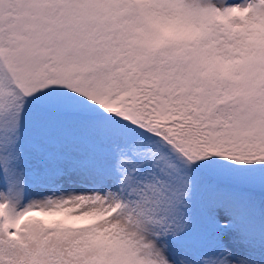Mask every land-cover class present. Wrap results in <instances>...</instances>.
<instances>
[{
  "label": "snow or ice",
  "instance_id": "obj_1",
  "mask_svg": "<svg viewBox=\"0 0 264 264\" xmlns=\"http://www.w3.org/2000/svg\"><path fill=\"white\" fill-rule=\"evenodd\" d=\"M0 264H264V0H0Z\"/></svg>",
  "mask_w": 264,
  "mask_h": 264
}]
</instances>
